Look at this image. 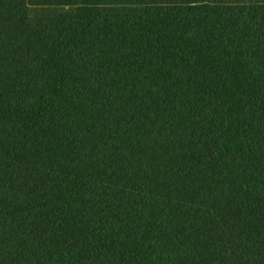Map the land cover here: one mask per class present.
<instances>
[{
  "label": "trees",
  "instance_id": "obj_1",
  "mask_svg": "<svg viewBox=\"0 0 264 264\" xmlns=\"http://www.w3.org/2000/svg\"><path fill=\"white\" fill-rule=\"evenodd\" d=\"M0 264H264V0H0Z\"/></svg>",
  "mask_w": 264,
  "mask_h": 264
}]
</instances>
